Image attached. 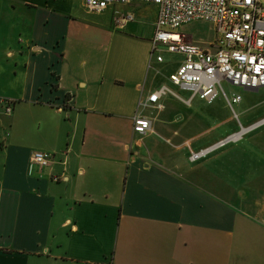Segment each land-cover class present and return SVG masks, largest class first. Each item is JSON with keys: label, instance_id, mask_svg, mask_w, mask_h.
Listing matches in <instances>:
<instances>
[{"label": "crops", "instance_id": "1", "mask_svg": "<svg viewBox=\"0 0 264 264\" xmlns=\"http://www.w3.org/2000/svg\"><path fill=\"white\" fill-rule=\"evenodd\" d=\"M135 4L153 10L150 27L122 22ZM158 16L142 2L0 0V100L13 108L0 104V264H264V132L228 162L191 160L221 140L155 115L191 92L147 102L167 85L153 71L166 61L152 53ZM169 54L176 71L185 56Z\"/></svg>", "mask_w": 264, "mask_h": 264}, {"label": "built area", "instance_id": "2", "mask_svg": "<svg viewBox=\"0 0 264 264\" xmlns=\"http://www.w3.org/2000/svg\"><path fill=\"white\" fill-rule=\"evenodd\" d=\"M155 4L159 7L157 30L152 53L162 52V47L169 53L185 56L180 67L169 76L172 86L191 92L189 100L197 97L209 104L223 96L239 122L240 130L219 141L203 152L191 156L198 161L203 156L242 140L247 134L261 127L264 119L244 127L238 119L234 106L241 103L238 93L229 94L224 84L229 87L248 91L264 88V5L260 0H85L86 8L92 13H102L112 5L131 3ZM133 20L132 16L122 22ZM193 21H206L214 26L217 39L208 46L186 42L178 30ZM163 61L161 55L157 56ZM168 94L176 95L169 86L164 85L150 94L147 102L157 104ZM7 115H11L12 102L0 100ZM152 130V123L146 117L137 115L134 120V132L145 135ZM51 155L34 152L32 162L42 167L51 163Z\"/></svg>", "mask_w": 264, "mask_h": 264}, {"label": "rangeland", "instance_id": "3", "mask_svg": "<svg viewBox=\"0 0 264 264\" xmlns=\"http://www.w3.org/2000/svg\"><path fill=\"white\" fill-rule=\"evenodd\" d=\"M260 1L264 5V0ZM135 7L139 8L132 13H129V15L136 18V20L139 16L143 17L144 20L141 21L145 24V27H150L153 23V10H150L148 5L135 4ZM138 21L139 19L137 22ZM176 31L186 37L187 40H190L191 38L192 41L198 45H207L215 39L213 26L206 21H193L189 24L183 25ZM161 49L164 51L163 55L165 56L166 61L164 64L156 66L153 71L157 73L159 78L160 76L163 79L165 78L166 84L169 85L180 97L183 99H189L191 96L189 92L182 91L181 89L172 86L169 82L170 73L175 71V67L181 57L169 54L166 52V48L162 47ZM224 86L229 94H231V92H241L244 95L243 103L235 106L236 114H238L244 127H249L252 124L264 119V88L257 93H244L238 88L229 87L227 84H224ZM164 104L166 105L165 111L163 113L156 112L155 115L162 114L164 117L168 116L172 120L177 117H181L182 119H187L189 121L199 120L200 126L203 129H206L208 133L217 131L209 136L207 139L209 142H213L215 140L216 143L240 130L239 122L234 118V113L227 105L223 96L218 97L211 104L201 101L198 98L195 99L190 107L174 96H168L164 99ZM228 121H230V123H228ZM219 127L222 128L218 129ZM262 132H264V126L250 134H247L242 142L230 143L212 153L211 156L213 157L219 154H226L222 158L224 162H228V158L232 151L234 152L236 149H240V147L246 145L247 142H250L251 138Z\"/></svg>", "mask_w": 264, "mask_h": 264}]
</instances>
